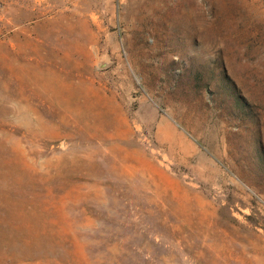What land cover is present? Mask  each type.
Wrapping results in <instances>:
<instances>
[{"label": "rangeland", "instance_id": "374dc122", "mask_svg": "<svg viewBox=\"0 0 264 264\" xmlns=\"http://www.w3.org/2000/svg\"><path fill=\"white\" fill-rule=\"evenodd\" d=\"M0 264H264V0H0Z\"/></svg>", "mask_w": 264, "mask_h": 264}]
</instances>
